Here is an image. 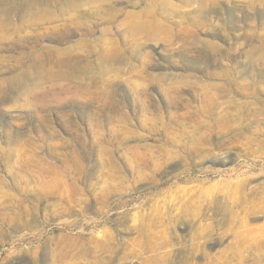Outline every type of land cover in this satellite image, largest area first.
Masks as SVG:
<instances>
[{"label":"rangeland","instance_id":"obj_1","mask_svg":"<svg viewBox=\"0 0 264 264\" xmlns=\"http://www.w3.org/2000/svg\"><path fill=\"white\" fill-rule=\"evenodd\" d=\"M6 1L0 264H264V0Z\"/></svg>","mask_w":264,"mask_h":264},{"label":"bare ground","instance_id":"obj_2","mask_svg":"<svg viewBox=\"0 0 264 264\" xmlns=\"http://www.w3.org/2000/svg\"><path fill=\"white\" fill-rule=\"evenodd\" d=\"M32 3V2H31ZM35 3V2H34ZM8 7V8H7ZM10 10H11V3H8L6 0H0V24L5 22L8 18V14H10ZM7 24V23H5ZM4 24V25H5ZM3 25V24H2ZM9 25V24H7ZM10 27V26H9ZM8 27V28H9ZM12 27V26H11ZM10 27V28H11ZM7 28V29H8ZM9 28V29H10ZM177 198V197H176ZM175 216V215H174ZM191 237V236H190ZM155 242V241H154ZM263 246V245H262ZM153 251V250H152ZM60 254V253H59ZM68 259V258H67ZM159 261V260H158ZM162 263V262H161Z\"/></svg>","mask_w":264,"mask_h":264}]
</instances>
